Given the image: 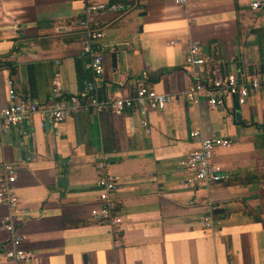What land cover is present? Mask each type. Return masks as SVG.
Listing matches in <instances>:
<instances>
[{
  "label": "crops",
  "instance_id": "0c3cea01",
  "mask_svg": "<svg viewBox=\"0 0 264 264\" xmlns=\"http://www.w3.org/2000/svg\"><path fill=\"white\" fill-rule=\"evenodd\" d=\"M88 1L127 5L94 19L107 47L97 98L131 96L138 83L173 97L162 110L147 111L149 133L134 108L79 110L57 133L36 113L0 131V166L5 161L16 169L13 190L27 207L17 227L22 248L32 253L6 259L7 234L0 229V264H264V92L242 104L230 97L215 107L202 96L193 102L184 94L191 77L183 65L192 38L203 55L193 68L199 76L236 68L264 74V6L250 10L249 0L186 6L172 0H0V108L8 78L18 95L41 105L54 87L82 91L89 73L76 19ZM195 129L229 141L212 156L227 175L215 184L190 183L178 166L195 146L189 136ZM101 154L120 179L115 235L89 214ZM205 201L215 206L211 229L201 226ZM6 212L0 206V217Z\"/></svg>",
  "mask_w": 264,
  "mask_h": 264
},
{
  "label": "built area",
  "instance_id": "2783aa9c",
  "mask_svg": "<svg viewBox=\"0 0 264 264\" xmlns=\"http://www.w3.org/2000/svg\"><path fill=\"white\" fill-rule=\"evenodd\" d=\"M190 1L192 0H172L174 4L181 6L188 5ZM262 6H264V0H249L248 2L250 10H257ZM126 7L127 5L121 1H88L83 5L76 24L82 34L81 52L87 59L86 69L89 78L84 82L81 92L65 94L59 88L54 87L49 103L41 105L18 95L13 81L8 78L6 80V104L0 108V131L5 133L10 127L28 122L36 113L40 116L41 125L46 123L57 133L58 124L79 110L91 109L95 112L119 113L123 109L134 108L140 117V125L145 128L146 133H149L150 129L145 119L147 111L162 110L166 103L171 101L172 95L157 92L151 87L138 83L131 96L107 95L103 99L96 96L103 84V63L107 55V47L101 41L104 33L95 27L94 19L99 13L117 14L123 12ZM174 42L170 40L167 43L173 44ZM202 63L203 55L198 41L188 38L183 50V65L190 70L191 83L184 94L193 102L198 100V96H202L209 106L215 107L222 105L224 99L230 97L236 103L242 104L248 95L264 92V74L262 73L245 75L240 68H236L222 76L210 73L199 76L193 68ZM22 133L31 135L26 131ZM189 136L195 146L178 161L179 168L189 175L187 181L212 185L226 178L227 175L221 167L212 161V156L216 148L227 146L229 141L220 136H205L197 129L190 131ZM108 166L109 159L105 154H101L94 163L98 192L96 203L89 209V214L90 217L105 222L115 235L113 229L121 222L117 201L114 198V192L120 185V179L109 172ZM16 177L15 167L3 161L0 166V206L5 207L7 212L0 217V229L7 234V248L2 254L12 261L24 260L32 256L31 252L22 248L23 237L17 227L20 217L27 212V207L18 201L13 190ZM214 208L215 206L210 201H205L203 204L202 228H212Z\"/></svg>",
  "mask_w": 264,
  "mask_h": 264
},
{
  "label": "water",
  "instance_id": "95a60500",
  "mask_svg": "<svg viewBox=\"0 0 264 264\" xmlns=\"http://www.w3.org/2000/svg\"><path fill=\"white\" fill-rule=\"evenodd\" d=\"M247 68L250 69L251 66L248 65ZM65 179H66V177H64V176H60V177H58V179H57V181L61 183V185H60L61 188H65V185H64V183H65Z\"/></svg>",
  "mask_w": 264,
  "mask_h": 264
}]
</instances>
